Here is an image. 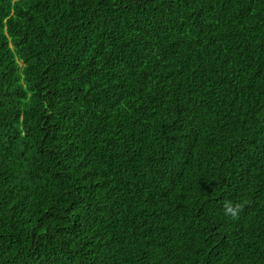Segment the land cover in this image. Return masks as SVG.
I'll return each mask as SVG.
<instances>
[{"label": "trees", "instance_id": "trees-1", "mask_svg": "<svg viewBox=\"0 0 264 264\" xmlns=\"http://www.w3.org/2000/svg\"><path fill=\"white\" fill-rule=\"evenodd\" d=\"M0 264H264V0H0Z\"/></svg>", "mask_w": 264, "mask_h": 264}, {"label": "clouds", "instance_id": "clouds-1", "mask_svg": "<svg viewBox=\"0 0 264 264\" xmlns=\"http://www.w3.org/2000/svg\"><path fill=\"white\" fill-rule=\"evenodd\" d=\"M227 211H229V212H233L234 209L229 205V206L227 207Z\"/></svg>", "mask_w": 264, "mask_h": 264}]
</instances>
